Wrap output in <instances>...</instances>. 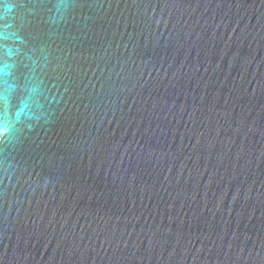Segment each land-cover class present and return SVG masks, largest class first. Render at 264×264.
I'll use <instances>...</instances> for the list:
<instances>
[{"label":"water","instance_id":"obj_1","mask_svg":"<svg viewBox=\"0 0 264 264\" xmlns=\"http://www.w3.org/2000/svg\"><path fill=\"white\" fill-rule=\"evenodd\" d=\"M0 264H264V0H0Z\"/></svg>","mask_w":264,"mask_h":264}]
</instances>
